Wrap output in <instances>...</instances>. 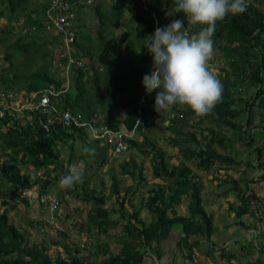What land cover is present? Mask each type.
I'll return each mask as SVG.
<instances>
[{
	"label": "trees",
	"instance_id": "obj_1",
	"mask_svg": "<svg viewBox=\"0 0 264 264\" xmlns=\"http://www.w3.org/2000/svg\"><path fill=\"white\" fill-rule=\"evenodd\" d=\"M127 1L110 0L108 12H102L100 4L94 5L99 34L104 30L105 20L109 22L110 26L119 27ZM260 1L264 0H248L245 12L237 15L228 14L223 20L217 21L213 36L214 48L220 49L222 54L228 58V69L224 71L222 78H218L223 85L222 100L215 105L211 114L204 117L197 116L187 106L189 117L192 118L191 116L194 115L197 118L196 124H203L204 121H207L210 125L214 123L213 125L218 127L235 129L237 130V141L248 146L260 134L264 135V8L258 7L256 4ZM33 2L37 7V0H0V16L4 9L7 12V17L23 15L26 24L24 26L28 27L32 24L39 26L36 17L31 18V13L27 10V6ZM173 7L174 0H144L143 2L133 0L129 7L131 11L129 20L134 23L130 29L133 32L131 34L129 31L122 32L119 40L123 45V52L116 58L106 59L103 58L104 52H101L98 58L99 60L104 59L102 67L105 76L103 93L93 97L86 89V86H89L92 90H96L99 75L96 69L93 70L89 78L85 77L84 72L76 70L71 74L70 88L60 98V105L66 107L72 114H77L80 119L88 120L92 116L96 117L97 110L124 109L133 104L136 97L145 89L142 84L143 76L150 74L153 68L152 54L144 46L147 36L154 34L157 27H164L169 24V20L173 21L174 19L183 20L184 31L189 34L196 33L201 28L199 24L192 25L189 22L190 18L183 11L175 15H166ZM32 11L37 12V8ZM21 39V37L15 39L14 47L20 46ZM31 44L38 49V43L31 41ZM28 46L27 43L23 44V47ZM75 46L83 54H89L79 44H75ZM134 61L136 66L133 65ZM6 67L7 71H10V63ZM19 78L21 77L14 73L11 75V81L4 78L5 87L9 88L15 80H22ZM23 81L24 89L27 92L38 90L49 83L56 86L59 84V80L44 67L25 76ZM244 83H248L253 90L243 100L235 95ZM238 104H240V108H237ZM174 108L175 106L172 109ZM253 110L255 111L253 112ZM144 114L145 106L141 110L142 123L137 127L141 140H127L128 149H137L142 154L151 153V175L154 178L163 179L164 182L170 179L171 183H153L147 190V195L139 201L137 206L131 203V198H124L126 192L119 193L120 182L113 173L106 195L103 193L96 195L92 188L87 189L88 177H84L82 183L71 189L76 196L90 203L88 221L95 226L98 232L106 233L109 226H116L120 219L123 222L121 224L123 235L118 240L121 242L120 248L117 252L108 255H106L105 246L99 249L105 257L96 264H143L145 256H153L159 260L166 254L164 242L170 238L172 232H175V238L169 255H172V252L179 253V256L188 260L189 264H195L194 260H200L199 257L207 259L209 264H234L233 262L236 264V252L228 247L227 239L221 242L220 247L214 248L212 216L202 207L200 185L191 180L190 169L184 164L168 167L165 152L158 148L154 141H149L143 132ZM254 114L258 117L256 122H253ZM239 115L243 119L241 124L235 121ZM8 119L9 117L2 119L0 126L4 125ZM178 119L174 116L166 127V130L171 134L179 132L176 126ZM181 119L185 121L187 117L184 115ZM123 120L125 126L130 128L133 125L134 115L131 113ZM104 123L107 128L115 130L118 127V118L113 114L104 115ZM186 135L185 140L178 141V143H183V146L178 147V151L184 160L195 159L196 168L206 170L216 163L228 169L241 163L236 158L235 149L232 147L234 140L232 141L219 131H215L213 127L203 126L200 139H197L191 132ZM170 136L166 139L167 144H178L177 140ZM75 139H79L84 144L85 140L89 141L83 128L71 126L65 130L56 127L45 131L37 125L34 116L31 120L23 121L22 118H14L11 126L7 127L4 132H0V149L1 152H4H2L3 157H0V179L12 187L9 192H5L6 195L13 190L29 187L28 177L20 174L19 168L28 164L45 169L43 173L47 178L37 192L38 195L45 193V188L51 181L48 175V165H52V171L58 170L56 177L68 174L59 159L58 145H66L69 149L68 155L71 156ZM92 143L101 152L99 164L105 163L107 145H99L93 139ZM216 147L220 149L230 147V152H219ZM83 148L81 157L86 155L83 153ZM5 151L8 152L5 153ZM253 153H255V160L253 162L246 160V165L250 167L253 163L256 166H264V161H261L264 157V136L262 143L254 148ZM67 163L70 164L69 159H67ZM120 167L122 177L125 174L130 179H136L135 186L145 180L142 175V164L136 162L133 156L129 155L126 160L122 161ZM245 177L247 179V176ZM260 178L263 179L264 174ZM228 179L240 202L234 211V216L239 218L241 215L249 213L250 201L257 200V198L246 185L250 180L244 182L246 189L244 192L240 187H236V180ZM34 182L37 184V180ZM132 184L131 182L128 188H131ZM129 192H132V189ZM184 195L188 196V200L186 210L181 212L177 207L182 204ZM110 196L114 197L116 208L103 207L106 198ZM1 203L2 205L6 204L5 202ZM124 205H128L130 208L129 213L124 211ZM259 209L258 207L260 212ZM141 210H145L149 215L147 222L139 218ZM260 213V215H255L258 220L259 217L264 218V213L262 211ZM238 224L240 226L238 225L239 228H235V231L240 236L242 233L240 230L245 226L242 228L241 221ZM260 235L261 239L256 246L253 244L252 238H246L245 241L242 239L243 243L237 245L236 251L239 254L250 256V260L245 259L242 264H264V231H261ZM62 248L69 256L67 258L56 257L51 261L45 246L36 243L28 244L22 232L8 221L7 215L4 212L0 213V264H83L84 260L82 261V258L78 256L77 248L72 249V255L68 252V244L63 243ZM164 264H173L172 258Z\"/></svg>",
	"mask_w": 264,
	"mask_h": 264
},
{
	"label": "rangeland",
	"instance_id": "obj_2",
	"mask_svg": "<svg viewBox=\"0 0 264 264\" xmlns=\"http://www.w3.org/2000/svg\"><path fill=\"white\" fill-rule=\"evenodd\" d=\"M109 1L110 0L101 1V11L108 12L110 4ZM256 4L258 5V7L264 8V1L256 2ZM36 8H38V5L37 7H35L34 2L27 6V10H29L30 13ZM2 12L3 14L2 16H0V95L9 93L13 96L14 91L24 90L25 83L23 81V78L25 76H28L30 73L43 67L51 73V68L48 63L53 64V56L50 55V53L47 56V52L49 51V46L53 45V39L56 38V36L52 32H47L40 29L31 33L25 31L26 28L24 25L26 24L23 15L20 14L17 16L7 17V12L4 9ZM130 14L131 11L128 9V6L125 5L123 16L120 20L121 25L119 27L110 26L109 22L105 20L103 26L104 30L101 34L102 39L100 41V39L97 37L98 20L93 10V4L81 8V10L78 9L77 18L81 23V27L79 30H81L82 32V37L79 39L80 44L92 49L91 56L97 57V54L99 52L98 50H106L105 59L107 57H110L115 49L117 50L120 48L119 45L121 44V42L119 40L121 33L124 30L128 29L127 32L129 31V33L131 34L130 27H132L134 23L128 19L130 17ZM37 15L39 16V12ZM18 37L22 38L19 41L20 46L14 47V43L16 42L15 39ZM31 41L38 43L39 48L36 49L35 46L31 44ZM43 41H45L44 44ZM26 43L29 46L23 47V44ZM45 49H47L48 51L45 52ZM96 61L97 59L95 60V62ZM8 63H10L11 65L10 71H7L8 68L6 66L8 65ZM227 65L228 58H226L222 54V51L220 49L214 48L213 58L208 62V70L212 72L217 78H222L224 75V71H227L228 69ZM13 73L20 76L21 78L19 79L22 80H15L9 88H6L3 79L5 78L11 81L10 79ZM98 73L99 75H101L102 72L99 71ZM52 74L56 76V73ZM86 88L88 92L93 95L103 93L104 90L102 83L99 84L96 90H92L91 88L89 89L88 86H86ZM252 90L253 88L249 86L248 83H244L241 85L240 91L235 96L243 98L244 100L247 94H250ZM237 108H240V104L237 105ZM103 111L105 113L107 112L105 109ZM114 111L119 115L126 114L127 112L126 110L121 113L119 109ZM254 111L255 110H253V112ZM100 112L98 114L102 113ZM257 120L258 117H256L255 121L253 122H256ZM235 121L240 124L243 123L241 115L237 116L235 118ZM205 125L208 124L206 123ZM221 132L228 139L232 141L234 140L232 147L235 149L236 158L241 161V163L239 164V170L244 168V170L246 171L247 167L245 161L249 160L253 162V160H255L254 153H249V150H254L255 145H259L260 142L256 140L249 146L243 145L240 141L235 140L237 137V133L233 132L232 130L222 127ZM166 134L167 133L161 135L159 141L155 142V145L160 149H164L168 154H170L167 155V153H165V160L168 164V167L177 166L183 163L184 165L193 166L194 168H196L195 162L189 160L183 161L179 154L178 148L174 150L167 147L164 139L166 137ZM93 144L94 143H92V139H89V141L85 142V144H83L79 139H75L73 141V150L71 156L68 155V147L63 144L58 145V153L61 164L64 168L67 169V171H69V168L74 164L83 166L85 168L84 177H88L86 188H92L96 195L99 193H103L104 195L108 194L110 183V170L108 167L110 164L113 165V170L111 172L118 175L119 168L116 162L122 160L127 155L133 156L136 162H140L142 164L143 176L149 175L151 178H153V176L150 174L151 153L142 154L134 148H129L125 152L117 154V156L110 155L106 152L105 163L99 164L101 152L98 151ZM85 146L95 148V154H86L85 157H81L80 155L82 154V148ZM217 150L219 152L228 153L230 152V147L227 149L217 148ZM170 151H173L175 153H171ZM2 152L0 149V157H3ZM6 152L8 151H5V153ZM67 159H69L70 164L67 163ZM261 161H264V157L263 159H261ZM212 167L213 169L210 168V174H212L213 172L214 174L219 175V177L213 176L219 182L217 181V187H214L211 182H207L205 184L207 185V190L202 194V207L208 214L212 216V225L214 227L212 242L214 244V248H217L221 246V242H224L225 239H227L228 247L232 249V251L235 250L236 252V264H242L245 259L250 260V256L239 254V252L236 251V249L238 248L237 244L241 245L243 243V240L245 241L246 238H252L253 244L256 246V244L261 239L260 232L264 231V218L259 217L260 219L258 220L257 217L253 215L251 209V214L249 212L241 215L239 218H236L233 212L236 211L235 209L240 205V202L235 194V191L231 188V186L229 187V184L231 185V181L228 179L230 178V175H227L226 173H220V167H217L214 164L212 165ZM19 168L20 174L28 177L29 187H27L26 189L21 188L20 190H13L12 192H10V194L6 195V193L12 189V187L11 185H7L3 179H0V213L4 212L7 215L8 221L13 223L18 228V230L22 232L28 244L36 243L38 245L45 246L46 253L49 259L52 261L56 257L67 258L69 256L68 253L65 252L62 248V244L66 243L68 244L69 254L72 255L73 248L78 249V256L82 258V261L84 260L83 264H96L100 259L104 258L105 256H103L99 251V249L104 248V246L107 249L106 255L118 251L121 246V242H119L118 240L123 235V231L121 228V224L123 222L121 219L116 226H109L106 229V233L98 232L95 226H93L88 221L90 203L85 202L79 196H76L73 190H60L58 188V181L60 179V176L56 177V175L58 174V170L52 171V165L47 166L48 175L51 181L48 179L50 183L46 186L45 193L59 194L61 196V199L56 209L50 212L44 205L38 203L37 201L38 189L41 185L44 184V180H46L47 178L43 173L45 169L42 167H34L30 164H28L27 166H20ZM221 169L227 170L223 169L222 167ZM230 169H235V166H232ZM236 172L240 173L238 170H236ZM250 173L251 175H249ZM263 174L264 166H254L253 163L251 164L249 170L246 172V174L243 175L244 177L247 176V180H250L251 182L250 191H252V187H254L255 189H261V187L263 186L262 188L264 189V178H260L261 176H263ZM123 178L124 177L120 176L119 186H122V183H125L124 185H129V183L132 182L134 184H132V189L135 192L136 189H139L135 194V192H129L131 188H128L127 196L124 197L131 198V203L137 206L139 201H141L147 195V186L144 185V183L146 182V178L144 176L145 180L143 182L141 181L140 184L138 183L139 186H135V183L137 182L136 179H130L127 176L125 177V179ZM34 180H37V184L34 182ZM166 183H171L170 179L165 180V184ZM197 183L200 185L199 182ZM244 185L245 183L241 182L240 189L242 190L244 188L243 191L245 192L246 189ZM119 190L123 191V187H119ZM257 193L259 194L260 192ZM226 194L227 196L231 194L232 200L234 202L236 201V204H238V206H234L235 208L233 210H231L230 208L227 209V207H224L225 202L223 201V204H217L218 208L221 207L223 209L220 213H216L217 208L212 209L211 212L207 211L206 207L209 206V204L211 205V199H217L218 201H220ZM260 194V199L255 195L257 198V200L255 201L257 202L256 205L261 209V211H263L264 209L262 210L261 204L264 205V193ZM182 197V204L183 206H185V203L188 200V196L184 195ZM1 202H5L6 204L2 205ZM103 207L116 208L117 204L114 200V197H107ZM129 209L130 208L128 207V205L124 207L125 212L129 213ZM181 210L182 209H179V211ZM231 211H233V215H230ZM50 216H52L53 218H50ZM139 218L147 222L149 220V215L146 214L145 210H141L139 212ZM214 218L216 220H214ZM239 221H241L243 224L242 228H244L245 226L244 229L240 230L242 232L240 235L241 237L239 236L238 232H235V230H228L230 229L229 226H234L238 224ZM249 227L255 228V230H257V233H255L254 235L252 230H247V228ZM225 228L226 230H224ZM165 247L168 246L165 244ZM146 251L145 253L147 254ZM169 254H171V250L169 251ZM165 256L166 254H164V256L159 259L161 263L163 262L162 258H165ZM169 257H172L173 264H189L188 260L182 259L181 256H179V253L172 252V255H170ZM199 259L200 260H196L195 264H209L208 260L204 257H199ZM233 263L235 264V262Z\"/></svg>",
	"mask_w": 264,
	"mask_h": 264
},
{
	"label": "clouds",
	"instance_id": "obj_3",
	"mask_svg": "<svg viewBox=\"0 0 264 264\" xmlns=\"http://www.w3.org/2000/svg\"><path fill=\"white\" fill-rule=\"evenodd\" d=\"M42 3V0H37V12H31V18L36 17L39 26H34L33 24L28 27L25 26V31L31 33L38 29L43 30L40 25ZM247 7L248 0H174V7L166 15H175L183 11L190 18L189 22L192 25L199 24L201 28L198 32L189 34L184 31L183 20L174 19L164 27H157L154 34L147 36L144 40V46L152 54L153 70L151 74L143 76L142 84L146 93L149 94L159 89L156 93L154 104V109L157 112L163 113L176 105L189 106L200 117L213 112L215 105L222 100L223 92V85L219 79L208 70V62L214 55L215 42L213 36L216 31L217 21L223 20L228 14H242L247 10ZM38 12L39 16L37 15ZM31 92L34 91L27 92L24 89L14 91V94H28ZM26 115V112L16 117L6 115L4 118L9 117V119L4 125L0 126V132H4L7 127L11 126L14 118L23 117V120H28ZM2 119H0V124ZM103 125L106 126L105 124ZM75 128H83L88 139H93L86 126ZM97 141L105 144L99 140ZM107 149L108 154L117 155L110 152L108 146ZM83 153L94 155L95 148L86 146L83 148ZM84 175L85 168L74 164L69 168L68 174L60 177L58 188L60 190L74 189L77 184L83 182ZM248 189L250 188L248 187ZM260 214L259 212L257 215Z\"/></svg>",
	"mask_w": 264,
	"mask_h": 264
},
{
	"label": "built area",
	"instance_id": "obj_4",
	"mask_svg": "<svg viewBox=\"0 0 264 264\" xmlns=\"http://www.w3.org/2000/svg\"><path fill=\"white\" fill-rule=\"evenodd\" d=\"M42 14L40 25L44 31L52 32L56 38L57 46L51 49L53 64L64 77L62 83L56 86L53 83L28 94H14L13 96L0 95V119L8 116H19L26 112L27 119H34L38 126L48 131L50 128L86 126L91 138L107 144L109 151L114 154L122 153L127 149V140H137L139 136L138 125L142 123L141 110L147 100H155L159 89L152 93H146L145 89L132 104L131 113L134 115L133 125L130 129L121 127L116 130L107 128L97 119L92 117L84 121L77 114H72L66 107L60 106V98L68 90V74L71 70L87 69V59L76 54L72 49L76 28L73 25L75 13L73 7L90 6L96 0H42ZM142 2L144 0H141ZM172 22V21H171ZM98 71L101 68H97ZM153 70V69H152ZM151 70V71H152ZM150 71V74H151ZM173 106L169 109H172ZM173 114L170 112V117ZM61 197L59 195H38V203L44 205L50 212L58 205ZM257 202L250 201V209L254 215L259 214ZM257 212V213H256ZM50 218H53L50 216Z\"/></svg>",
	"mask_w": 264,
	"mask_h": 264
},
{
	"label": "crops",
	"instance_id": "obj_5",
	"mask_svg": "<svg viewBox=\"0 0 264 264\" xmlns=\"http://www.w3.org/2000/svg\"><path fill=\"white\" fill-rule=\"evenodd\" d=\"M72 1V0H71ZM102 0H96L95 1V3L93 4V8H94V5L95 4H100V9H101V6H102V2H101ZM132 1L133 0H128L127 2H126V6H128V9H129V7L131 6V4H132ZM125 7V6H124ZM81 8H82V6H79V7H73L72 8V10H73V12L75 13V17H74V20H73V25H74V27L76 28V32H75V36H74V40H73V42H72V49H73V51L76 53V54H78V55H80L81 57H83V58H86L87 59V69L85 70V71H82V70H80V71H82V72H84L85 73V77H91V75H92V72H93V70L94 69H96V71L98 70L97 68H101L99 71H101L102 72V67H103V60L105 59V55H106V50L105 51H103V50H98L99 52H98V56L97 57H94V56H91L92 55V49H90V48H88V47H85V46H83V45H81L80 44V38L82 37V32H81V30H79L80 29V27H81V23H80V21L78 20V18H77V10L79 9V10H81ZM94 10V9H93ZM103 12V11H102ZM96 14V13H95ZM96 18H97V14H96ZM130 18V17H129ZM128 18V19H129ZM98 20V19H97ZM171 22V20H169V23ZM128 23H129V21H128ZM34 25V24H33ZM120 25H121V22H120ZM119 25V26H120ZM34 26H36V25H34ZM99 27V26H98ZM131 28V27H130ZM128 30V29H127ZM127 30H124V31H127ZM97 31H98V28H97ZM123 31V32H124ZM131 32H133V31H131ZM101 34H102V32H101ZM101 34H99L98 33V35H97V37L100 39V41H101V39H102V35ZM121 35H122V33H121ZM121 35H120V39H121ZM45 43V41H43V44ZM75 44H79L82 48H84L89 54L87 55V54H83L82 53V51L80 50V49H78V48H76V46H75ZM57 46V41H56V39H54V41H53V45H51V46H49V51L47 50V49H45V52H47L48 54H47V56L49 55V53H50V55H52V53H51V49L54 47H56ZM120 46V48L119 49H115V51L113 52V54L110 56V57H114V58H116V56L117 55H121V53L123 52V45L122 44H120L119 45ZM39 48V47H38ZM44 52V53H45ZM101 52H104V54H103V58H102V60H99L98 58H99V55H100V53ZM46 55V54H45ZM107 58H109V57H107ZM97 59V61L95 62V60ZM48 65L50 66V68H51V75L52 76H54L55 78H57L58 80H59V84L60 83H62L63 82V80H64V77L59 73V71L57 70V67L54 65V64H52V63H48ZM53 65H54V67H53ZM133 65H137L136 63H135V61L133 62ZM153 69V68H152ZM76 70H78V69H76ZM76 70H71L70 71V73L68 74V78H69V86H68V89L70 88V86H71V84H72V82H71V74L73 73V71H76ZM98 71V72H99ZM150 71V70H149ZM52 73H56V76L55 75H53ZM99 74V73H98ZM105 76H104V74H103V72L101 73V75H98V85H97V88H98V86H99V84L100 83H102L103 84V89H104V81H105V78H104ZM50 84V83H49ZM88 88H89V86H88ZM96 88V89H97ZM87 89V88H86ZM90 89V88H89ZM68 91V90H67ZM88 91V90H87ZM90 93V92H89ZM91 94V93H90ZM99 94H101V93H99ZM91 95H93V94H91ZM139 96V95H138ZM137 96V97H138ZM93 97H96V96H94L93 95ZM137 97H136V99H137ZM135 99V100H136ZM135 102V101H134ZM154 104H155V100H147L146 101V105H145V114H144V118H145V127H144V134L146 135V137L149 139V141H154V142H158L159 141V138H160V136L161 135H163L164 133H167L166 134V137L164 138L165 139V143H166V145H167V147L169 148V149H174V150H176L178 147H181V146H183V143H178V141L179 140H185L186 139V133H188V132H191V133H194V135L196 136V138L197 139H200V132H201V130L203 129V126H206L205 124L207 123L208 124V127L210 126V127H213L214 129H215V131H219L220 133H222L221 132V128L223 127V126H221V127H218V126H216V125H213L214 123H211V125L207 122V121H204L203 122V124H196V121H197V118L196 117H194V115H192L191 117L192 118H190L189 117V112L187 111V106H179V105H176L175 106V108L174 109H172V111H171V109L170 110H167V111H165V112H163V113H160V112H157L155 109H154ZM131 107H132V104L129 106V107H126V108H124V109H119L120 110V112L122 113L123 111H126L127 110V112H126V114H121V115H119L118 113H115V111L114 110H117V109H113V110H109V109H105L107 112L105 113L103 110H97V113L95 114V116L96 117H94V118H96L97 119V123H103V124H105L104 123V115H107V114H113V115H116V117L118 118V127H117V129H119V128H121V127H124V128H127L126 126H125V124L123 123L124 122V118L125 117H127V115H130L131 114ZM129 109V110H128ZM102 113H101V112ZM129 111V112H128ZM71 112V111H70ZM101 113V114H98V113ZM170 112L173 114V116H172V118L175 116V117H177V118H179L178 120H177V122H176V126H177V128H178V133H176V134H171V132H169L168 130H166V127L170 124V119H172L171 117H170ZM182 114H184L186 117H187V119L185 120V121H183L184 119H181L183 116H182ZM93 117V116H92ZM92 117H90V118H92ZM256 115L254 114V120L253 121H255V119H256ZM20 118H22V121H23V117H20ZM89 118V119H90ZM88 119V120H89ZM13 120V119H12ZM84 120V119H83ZM131 128V127H130ZM130 128H127V129H130ZM224 128H227V127H224ZM116 130V129H115ZM232 131L233 132H235V133H237V130H235V129H232ZM173 136L174 137V139H176L177 140V143L178 144H167V141H166V139H167V137H169V136ZM170 136V137H171ZM263 134H260V136L259 137H256L255 138V140H253V142L252 143H254L256 140H258L259 142H260V144L262 143V140H263ZM163 137V136H162ZM137 140L138 141H140L141 139H140V137H138L137 138ZM236 141H237V137H236V139H235ZM86 142L88 141V140H85ZM93 141H95V142H97L98 143V141L97 140H93ZM84 144V143H83ZM99 145L101 144V143H98ZM260 144L259 145H255V147H257V146H260ZM158 145V144H157ZM159 146V145H158ZM193 147V146H192ZM254 147V148H255ZM217 148V147H216ZM165 149H166V147H165ZM161 150H163V151H165L164 149H162L161 148ZM168 151V150H167ZM171 153H175V152H173V151H170ZM251 152H254V150L253 149H250L249 150V153H251ZM107 153H109L108 152V149H107ZM165 153H167L166 151H165ZM179 154H180V152H179ZM255 154V153H254ZM167 155H170V154H168L167 153ZM115 156H117V155H115ZM181 156V155H180ZM127 157H128V155L125 157V158H123L122 160H119V161H117L116 162V164H117V166H118V168H119V174L118 175H116L115 174V177H116V179L117 180H119L120 179V176H121V174H120V164L122 163V161H124V160H126L127 159ZM171 157H172V155H171ZM170 157V158H171ZM173 158H174V156H173ZM182 158V157H181ZM107 161H108V159H107ZM183 161H186V160H184L183 159ZM193 162H195V159L194 160H192ZM140 163V162H139ZM181 164H183V163H181ZM214 165H216L217 167H220V169H219V172L220 173H226L227 175H230V178H232V179H234V180H237L236 181V187H240V184H241V182L242 183H244L245 181H247V179H244L245 177L243 176V174L244 173H246L248 170H249V167L246 165V171L244 170V168H242L241 170H239L240 168H239V165H237V166H235V169H233V170H231L230 168L231 167H229L227 170H222L221 169V167L223 168V166H220V165H218V164H214ZM253 165H255V164H253ZM185 166H187V165H185ZM174 167V166H173ZM189 169H190V173H189V176H190V178H191V180L192 181H195L196 183L197 182H199L200 183V188H201V198H202V194H203V192L204 191H206L207 190V185H205L207 182H211L212 183V185L214 186V187H217L216 185H217V179H215V177L217 176V177H219V175H217V174H214L213 172H212V174H210V168L211 169H213V167H210L209 169H206V170H203V169H200V168H194L193 166H187ZM109 170H110V177H111V175H113L112 174V168H113V165H109ZM171 168V167H170ZM223 169H226V168H223ZM236 170H238L240 173H238V172H236ZM233 172H234V174H233ZM150 174H151V172H150ZM239 174V175H238ZM237 175H238V177H237ZM249 175H251V173L249 174ZM128 177V175H123V179H125V177ZM145 176V178H146V182L144 183V185L145 186H147V189L146 190H149L150 189V187L152 186V184L153 183H159V184H164L165 182H164V180L163 179H159V178H151L149 175H144ZM213 176H215V177H213ZM221 177H224V176H221ZM249 177V176H248ZM143 182V181H142ZM219 182V181H218ZM250 183L251 182H249V181H247V183H246V185L250 188L251 186H250ZM125 184V183H124ZM123 183H122V186H119L120 188L121 187H123V191H121L120 190V194H122L123 192H126V194H125V196H127V193H128V185H124ZM131 183H129V185H130ZM144 185H142V186H144ZM126 186V187H125ZM132 186V185H131ZM139 186V185H138ZM231 186V188H233L232 187V185H230L229 184V187ZM126 188V191H125V188ZM263 187V186H262ZM261 187V189H255L254 187H252V191H253V193H254V195H256V196H258L259 197V199H260V197H261V194L260 193H264V189ZM131 189H132V187H131ZM244 189V188H243ZM242 189V190H243ZM139 189H136V192L132 189V192H135V194L137 193V191H138ZM231 191H233V190H231ZM257 192H260L259 194L257 193ZM210 196V195H209ZM203 200V199H202ZM225 202V204H224V207L226 208L227 207V209L228 208H230L231 210H233L236 206H238V204H236V201L234 202L233 200H232V198H231V194H229L228 196H227V194L225 195V196H223L222 197V199L220 200V201H218L217 199H211V205L209 204V206H207L206 208H207V211H209V212H211V210L212 209H215V208H217L216 210H217V212L216 213H220L221 212V210H223L221 207H219L218 208V205L219 204H223L224 202ZM258 202H259V200H258ZM186 203H187V201H186ZM186 203H185V206H183V204H180L177 208H178V210L179 209H182L181 210V212L182 211H185L186 210ZM218 204V205H217ZM235 206V207H234ZM261 206H262V210L264 209V205H262L261 204ZM205 210V209H204ZM225 210V209H224ZM206 212V211H205ZM233 211H231V213H230V215H233V213H232ZM250 212V211H249ZM260 212H261V209H260ZM262 213H264V210L262 211ZM250 214H251V212H250ZM214 220H216L215 218H214ZM242 226H243V224H242ZM230 227V229H228L229 231H234L235 230V228H237L238 227V224H236V225H234V226H229ZM234 227V228H233ZM247 230H252L253 231V233H254V235H255V233H257V230H255V228H252V227H249V228H247ZM235 232H237V231H235ZM174 238H175V232H172L171 233V238H169L166 242H164V246H165V244L168 246V247H166V256H165V258H162V263L164 264L166 261H168V259H171L169 256V251L171 250V248H172V246H173V241H174ZM237 245H239V244H237ZM196 260H198V259H195L194 261H196ZM155 263H154V262ZM161 262L159 261V260H157L156 258H154L153 256H146L145 258H144V262H143V264H160ZM161 263V264H162Z\"/></svg>",
	"mask_w": 264,
	"mask_h": 264
},
{
	"label": "bare ground",
	"instance_id": "obj_6",
	"mask_svg": "<svg viewBox=\"0 0 264 264\" xmlns=\"http://www.w3.org/2000/svg\"><path fill=\"white\" fill-rule=\"evenodd\" d=\"M143 138H144V136H143ZM143 140V139H142ZM178 229V228H177ZM171 236V235H170ZM180 236V235H179ZM178 243V245H179V242H177Z\"/></svg>",
	"mask_w": 264,
	"mask_h": 264
}]
</instances>
